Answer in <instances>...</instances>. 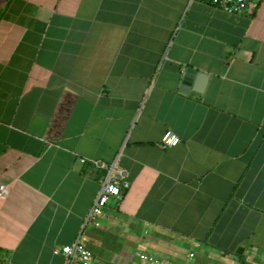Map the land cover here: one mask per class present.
Masks as SVG:
<instances>
[{
    "label": "crops",
    "instance_id": "0c3cea01",
    "mask_svg": "<svg viewBox=\"0 0 264 264\" xmlns=\"http://www.w3.org/2000/svg\"><path fill=\"white\" fill-rule=\"evenodd\" d=\"M0 183V264H264V0H0Z\"/></svg>",
    "mask_w": 264,
    "mask_h": 264
},
{
    "label": "built area",
    "instance_id": "2783aa9c",
    "mask_svg": "<svg viewBox=\"0 0 264 264\" xmlns=\"http://www.w3.org/2000/svg\"><path fill=\"white\" fill-rule=\"evenodd\" d=\"M205 2L221 7L228 12H242L248 9L251 0H204ZM180 141V137L172 130L166 131L162 136L160 146L163 148L171 147ZM84 159H82L83 161ZM99 168H105L106 172L99 180V190L95 201L92 204L87 220L91 218L94 213L106 204L109 197H114L117 200L123 198L125 189L130 185L128 173L124 168H118L116 161L107 165L104 162L93 161ZM8 194L7 185L0 183V197H5ZM97 224V223H96ZM63 255L62 264H98L92 250L85 244L83 236L80 234L73 243L61 247ZM135 255L140 260H146L153 264H184L182 261H173L169 258L158 259L152 255L143 252H137ZM189 257L193 253L188 254Z\"/></svg>",
    "mask_w": 264,
    "mask_h": 264
},
{
    "label": "water",
    "instance_id": "95a60500",
    "mask_svg": "<svg viewBox=\"0 0 264 264\" xmlns=\"http://www.w3.org/2000/svg\"><path fill=\"white\" fill-rule=\"evenodd\" d=\"M196 73L197 71L195 69L187 68L183 76L181 87L184 89L188 88V86L192 83V79ZM241 264H245L243 260L241 261Z\"/></svg>",
    "mask_w": 264,
    "mask_h": 264
},
{
    "label": "rangeland",
    "instance_id": "374dc122",
    "mask_svg": "<svg viewBox=\"0 0 264 264\" xmlns=\"http://www.w3.org/2000/svg\"><path fill=\"white\" fill-rule=\"evenodd\" d=\"M195 261H196V258H193L192 263H195ZM244 263L249 264L248 261H246V262L244 261Z\"/></svg>",
    "mask_w": 264,
    "mask_h": 264
}]
</instances>
